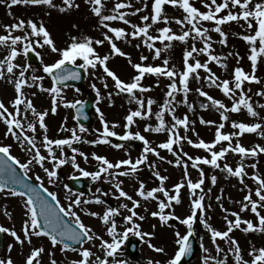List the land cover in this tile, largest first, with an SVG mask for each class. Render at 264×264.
Segmentation results:
<instances>
[{
  "label": "snow or ice",
  "instance_id": "obj_1",
  "mask_svg": "<svg viewBox=\"0 0 264 264\" xmlns=\"http://www.w3.org/2000/svg\"><path fill=\"white\" fill-rule=\"evenodd\" d=\"M206 10L201 11L190 0H152L150 14L143 15L140 17L143 21V25H138L132 23L127 17L129 15H136L141 11L148 9V5L144 4L143 8H135L132 12H125L123 9L131 8V3H125L123 0H117V2L112 7L110 14H104L102 11L105 8L103 0H85V3L90 5V11L93 15L98 17L99 26L103 29H107L103 33V39H94L88 35H73L70 37L69 42L64 47H57L54 39L52 38L49 30L43 21L36 22L33 19H16L15 22L11 24L4 25L5 34L0 35V46H4L8 49L7 54L0 59V79L6 78V73L8 74V82L14 85L15 97L11 101V106L15 111H10L9 107L5 105L3 101H0V120L6 125V135L10 134L17 141L20 142L21 147L27 145L25 149L28 152L34 153L32 158L27 163H22L15 156L11 155L10 145L0 146V192H3L8 188V194L13 197L24 198V208L26 209L24 215L25 219L22 223L21 234L14 228L5 227L0 225V233H5L11 235L14 240L20 245L25 243L32 245L29 254H27L24 264H42L41 256L45 252V248L42 246L33 245V237H46L50 241L53 247L60 245V250L62 252H67L69 250L77 252L81 257L80 259H73L68 262V264H109V257H114L117 250L125 243L129 235L132 234L142 241L145 237H152L154 233H148L141 231L142 225L136 222V219L143 221L144 216L139 215L136 209L140 206V201L134 199L132 195H129L122 188V181L118 180L119 176H131L138 171V166L144 164L148 160V153H153L160 157L161 160L164 157L160 156V153L153 147L150 146L149 141L143 136L139 131L133 133L131 131H126L123 135L119 136L120 140H139L144 144L143 152L140 157L134 162L131 158L121 159L116 162L110 161L107 157L103 155H98L95 152L92 153V158L98 162V170L87 171L80 166L77 162V155L83 157L85 161L89 159L88 155L80 151L78 148L74 147L75 143L81 142L82 138L78 135L76 128L67 129L64 125H61V131L70 132V136L67 138L53 139L47 134L48 126L46 124L45 118L48 116L49 111H38L32 100L27 99L24 95V87H33L36 85L37 81H43L42 76H31L32 83H29L28 78H26V73L31 67L30 64H25L21 66L15 63L16 58L23 55L25 58L29 56L30 53H34L35 57L40 58L41 52L37 51V48L47 47L52 53H55L58 58L51 63H44L41 59V64H43V72L46 73L52 80V86L50 88H44L43 85H39L41 91L49 92L52 96V106L50 111L55 114L57 111V103L59 98L63 101V96L61 95V90L63 86H67L64 82L69 80H79L81 79V70L84 73H88L89 70H95L102 68L103 73L106 77L111 78L114 82V88L116 90L115 94L127 93L129 95V103L135 102L138 105L136 110H130L125 117L124 127L129 128L134 122V118L147 119L152 115V105L155 101L152 98L147 99V106H145V101L142 97L136 95V91L141 93L150 91V88L144 87L141 81L144 79L146 74H154L157 76H166L170 79V83L167 88L166 98L164 104L161 106L160 111L155 113L157 121L159 123L156 127L147 125L145 131L162 132L166 131L168 133V138L165 142L158 145L161 149H166L173 156L176 157L174 163L175 166L183 165L184 169V179L187 181V187L190 191L193 199L191 200V213L185 218L181 219L176 216L174 212L166 213V209H171L173 202L179 204L181 189L185 186L184 180L173 186V191L175 194H170L164 186V182L168 179L166 176L160 175L158 171H154L153 175L156 176L160 182L159 187H153L150 190H145V184L141 181L139 188L137 189V196L144 198L145 200L151 198L158 200V211H152V217H158L162 224H168L170 220H177L180 224L187 227L186 234H181L179 230L175 232L176 240L175 243L178 246L174 254L167 260V264H182L184 257L193 253L192 243L190 237L194 236V222L197 218L199 211L200 222L203 223L204 227L209 231L211 236V241L215 245L216 256L213 257L210 254H206L202 257L203 264H228V256L225 250L217 243V239L224 240L228 243V252L234 254L235 264H264V247L257 248L252 245L251 250L248 255L251 257L250 260H245L242 256V250L239 242L230 233L234 229H240L241 225H246L242 228L245 233L248 232H259L264 233V214H261L258 209L264 208V177L258 174H253L252 179L256 181L257 188L255 190V196L258 200L252 199L251 190L244 196V203L241 206L240 211H246L249 209L252 213L258 217V224H254L252 220H244L241 218L240 214L237 212H231L230 215L235 219L230 220L228 216H225V221L227 223V228L224 231L215 229L211 224L207 222L205 218L206 207L204 204L205 196L203 194V188L201 187L205 182V173L203 169H200V177L196 182H193L189 178L188 173V162L192 161V167L198 168L200 164H208L214 168H221L218 162L226 156V154L231 151L234 153H239L241 157L246 156H257L258 153H264V146L255 145L251 149L243 146L239 139H237L235 145L233 146V137H240L245 133H257L264 136V126L260 123H245V122H232V127L238 131L225 134L221 130L224 128V123H220L216 127L215 138L211 142H205L200 139L198 142H194L187 136V130L189 127V120L187 115L183 118H179L175 115V109L172 107V100L175 99V93L177 91H183L185 94L184 102H187V93L190 90L188 81L189 77L193 74L199 79L198 69L203 68L209 75L206 79L209 81L210 85H215L218 87L225 96L232 100L231 107L228 108L226 105L218 99H214L207 92L202 89H197L200 96L206 97L208 101L211 102L212 106L217 107L220 110L221 121H227L229 119L228 115L225 113L240 112L242 108L246 109L248 114L252 117H257L259 114L254 110L252 103L250 102L251 97H249L244 89L243 85L247 82L261 83L260 79L256 75V69L258 61L264 58V0H223V2H218V0H201ZM0 5H4L9 9V15H12L11 8L17 5H33V6H48L49 8H58L60 12H66L70 9L79 8V4L75 0H62V5H57L54 0H0ZM170 5L172 7H179L183 10L185 14L183 18H177L176 23L180 24L182 28L187 25L188 30H182V32L177 35L173 32L170 27H160L156 31L159 35H151L150 29L153 25L158 24L163 20L167 25L169 23V17L165 14V6ZM232 9H238L234 12ZM224 10H228L226 14H221ZM221 14V15H218ZM243 20L247 24V29L249 34L242 35V39L250 46L248 59L251 62V73L246 72L242 67H236L233 73V80L229 81L227 79L219 81L215 73L211 72L209 68V63H201L196 60L195 63H190V58L193 57L194 53H203L207 55L208 61L220 62L221 57L212 54V38L208 35L210 31H215L219 33L221 39L219 43H227V34L222 30V25L232 22ZM111 21H121L125 25H130L132 31L129 33L123 27L111 26ZM150 21V23H149ZM201 22H213L214 27L208 28L204 27ZM15 32H20L21 34H14ZM194 33V35H193ZM111 34V35H110ZM131 36L133 39L140 38L144 46L149 50L154 49L153 59L160 57L161 52L171 48L172 41L187 42L188 38L191 37L194 41L199 38L203 41V47L197 48L195 43L192 44L191 49H186L183 54L184 69L182 72H177L175 67H169V62L167 59L163 61V66H153L145 65L143 63H133L131 57L124 52L116 43L121 39H127ZM35 38V39H33ZM160 41L164 44L163 49L155 46V42ZM167 41L168 43H164ZM107 42L110 45V53L107 55H100L97 52L96 46L103 45ZM141 45L137 44L136 47L139 48ZM119 55L121 57H128V62L131 64L133 69H135L136 74L131 77L130 82L122 80L119 75L113 71L109 66L108 62L111 56ZM231 55V53L229 54ZM238 55V53H237ZM148 57L141 56V61H146ZM80 61V62H78ZM227 67L226 65H222ZM6 69V73H5ZM14 69H20L17 78L13 79ZM179 79L178 88L177 80ZM103 82L104 88H109V84L104 80V77H100ZM92 88L96 91L97 98H100V89L96 87L95 84ZM79 91V89H77ZM250 91V89H249ZM237 92L239 93L237 97ZM34 95V93H33ZM256 95L264 96V91H259ZM113 92L108 93V98L111 101ZM172 98V99H168ZM21 105H25V111L23 115L21 114ZM80 105V107H77ZM65 107L75 108L77 112V117L82 114L83 104L80 101H64ZM202 108H208V104H201ZM264 108V105H260ZM191 108V106H190ZM31 112L32 116L35 118L34 122L29 121L27 123V128L25 129L23 121L28 119L27 113ZM170 111L172 113V123L170 126L166 124L164 119V113ZM96 112L99 113L101 123L103 125V130L99 133V136L91 141H84L90 144L99 143H110L109 137L117 136L114 129L118 126L113 123L111 127L109 123L104 118V113L99 107L96 108ZM37 123L39 128L43 130V138L40 142L41 146L46 150L47 155L42 154L41 147L38 146L35 133L37 132ZM201 123L212 125L215 121L204 120L201 118ZM183 126L185 129V135L180 136L178 128ZM16 130H19V134ZM88 129L83 125L79 127V133H85ZM31 132L33 135H28ZM186 140L189 145L193 147L204 149L210 152L211 158L197 156L193 158L187 152H183L181 148V153L184 157H187V161L182 160L181 155L178 154L173 145H179L181 141ZM221 142H228L227 147L221 146L220 150H214L217 144ZM115 148L119 149L123 145L115 144ZM65 147L71 150L72 155L70 157L65 155ZM57 150H59L60 155L57 156ZM51 163L52 167L45 166V162ZM36 163L43 171L46 173L49 183L54 182V178L57 177V169L62 165L70 163L71 166L78 170L80 175L84 177H91L93 181L100 180L106 175L109 178V182H114L113 186L118 193L116 199L126 198L131 202V207L128 204H121L119 208L108 206L103 212L98 213L95 211H88L87 209H82L86 215L92 217H97L105 226L108 236L111 238L110 241L104 240L102 236L97 235L91 227L86 225L81 216L77 214L74 210L75 208L83 205H89L92 203L103 204L104 201L99 195L94 196V198L85 199L84 193H79L75 195L74 199H71L68 206L64 207L61 205L56 193L49 191L47 187L44 186V182L39 175L36 176V181L39 182L38 186L30 182L28 178V173L30 170V165ZM169 164L173 161L169 160ZM18 166L22 170V174L17 171L15 166ZM126 170H121L125 169ZM149 167L154 168L155 165H149ZM251 167L255 168L256 165L253 164ZM116 169L118 171H110ZM245 165L243 161L238 164L235 169H233L229 164L225 163L222 170L226 171L228 174L240 178L241 183H244ZM28 178V179H25ZM217 180L216 176L211 177L212 184H215ZM9 185H19L21 190L17 191L15 188H9ZM67 188V185H65ZM199 189L201 194L197 195L196 190ZM210 191V189H209ZM101 189L97 188L96 193H100ZM43 193V194H42ZM162 193L166 199H160L157 194ZM107 195V193H104ZM220 200L218 196L216 198ZM207 207H211L208 205ZM223 208V205H221ZM120 209H126L130 214L123 217L124 224L126 225L122 233L118 232L117 217L120 215ZM147 210V209H146ZM224 211H228L224 209ZM7 215V212H5ZM136 218V219H134ZM130 225V226H127ZM155 228V225H153ZM100 240V247L104 253V258L96 256L95 260L91 259L94 253L89 249L83 247V244L87 241ZM149 248H152L157 253H163L165 251L162 247H157L151 243L149 239L147 241ZM74 245H80L79 248L74 247ZM8 252L11 253L14 245L9 244ZM200 249L204 253H209V249L203 244V238H201V243L199 245ZM224 253L223 258H220V254ZM51 255V254H50ZM0 264H14V260L9 255L7 258L0 259ZM50 264H57L55 259H51ZM111 264H124V261H117L113 259ZM148 264H161L159 260H149Z\"/></svg>",
  "mask_w": 264,
  "mask_h": 264
},
{
  "label": "rangeland",
  "instance_id": "obj_2",
  "mask_svg": "<svg viewBox=\"0 0 264 264\" xmlns=\"http://www.w3.org/2000/svg\"><path fill=\"white\" fill-rule=\"evenodd\" d=\"M79 4V8H73L66 12H60L58 8H49L48 6H33V5H17L11 8L12 15H9V9L4 5H0V35L5 34L4 25L11 24L15 22L16 19L23 18L33 19L36 22L43 21L49 30L52 38L54 39L57 47H64L69 42L71 36H79L81 34L88 35L94 39H103V33L107 29H103L99 26L98 17L93 15L90 11V5L85 3V0H75ZM117 0H103L105 8L102 10L104 14H110V11ZM125 3H131V8H125L123 11L132 12L135 8H143L144 4L148 5V9L137 13L136 15H129L127 18L135 24L143 25L140 17L143 15L150 14L152 0H123ZM201 11L206 10L204 8L201 0H190ZM218 2H223V0H218ZM255 3L256 0H253ZM54 3L57 5H62V0H54ZM228 10H224L221 14H226ZM236 12L238 9H232ZM165 14L169 17V23L166 25L163 20L156 25H153L149 30L151 35H159L156 31L160 27H170L174 33L179 35L182 30H188V27L185 25L183 28L180 24L176 23L177 18H183L185 15L183 10L179 7H172L170 5L165 6ZM218 14V15H221ZM111 26L123 27L127 32H131L132 28L130 25H125L121 21H111L108 22ZM150 23V21H149ZM204 27L213 28V22H201ZM222 30L227 34V43H219L221 37L219 33L215 31H210L208 33L212 38V54L221 57V61L218 63L216 61H208L207 55L203 53H194L193 57L190 58V63H195L196 60H199L201 63L208 62L209 68L212 73H215L216 77L219 78L217 83L222 80H233V73L236 67H242L246 72L251 73V62L248 59L250 46L241 38L244 34H249L247 29V24L245 21H232L228 22L221 26ZM14 34H21L20 32H15ZM111 35V34H110ZM194 35V33H193ZM35 39V38H33ZM117 45L126 52L130 57L133 63H143L145 65L153 66H163V61L165 59L169 62V67H175V70L179 73L184 69L183 54L186 49L190 50L193 43H195L197 48L203 47V41L197 38L195 41L189 37L187 42L181 41H172L171 48L161 52V55L157 59H153L154 49L149 50L141 42L140 38L133 39L131 36H128L127 39H121L116 41ZM164 43H168L165 41ZM137 44L141 46L136 47ZM158 42H155V46ZM161 44L159 47L163 49L164 44ZM97 52L100 55H107L110 53V45L105 42L103 45L96 46ZM241 49L243 51L242 55H237ZM8 49L4 46H0V59H2L7 54ZM37 51L41 52V57L39 58L38 65L36 67L32 66L29 68L26 73V78H28L29 83H32L31 76H42L44 77L43 81H37L36 85L33 87H24L23 92L27 99L32 100L34 107L38 111L48 110L49 114L46 116L45 121L48 126L47 134L50 138L59 139L67 138L70 136V132L61 131V125H64L67 129L76 128L78 135L81 136L82 140L79 143H75L73 146L78 148L80 151L88 155L89 159L85 161L83 157L77 155V162L82 168L87 171H96L98 170V162L92 158V153L95 152L98 155H103L107 157L110 161L116 162L121 159L131 158L133 162L140 157L143 152L144 144L139 140H120L119 136L123 135L126 131H131L133 133L139 131L145 138L149 141L151 147L155 148L161 157H164L163 160L160 157L156 156L153 153H148V160L138 166V171L131 176H119L118 180L122 181V188L124 191L132 195L134 199L140 201V206L136 209L139 215L145 217L143 221L136 219L137 223L142 225L141 231L154 233L152 237H145L142 241L140 238H137L139 243V251L136 259L130 260L127 257L122 255L124 244L117 250L114 257H109V264L113 259L117 261H124V264H148V261L159 260L161 264H167V260L174 254L177 250V245L175 243L176 236L175 232L179 230L181 234H186L187 227L180 224L177 220H170L168 224H162L159 221L158 217H152V211H158V200L141 198L137 196L136 192L139 188V184L142 181L145 184V190H150L153 187H159L160 182L156 176L153 175L154 171H158L160 175L168 177L164 182L166 190L170 194H175L173 191V186L177 183H180L184 180L185 186L181 189L179 204L173 202L171 209H166L165 212H174L176 216H179L181 219L185 218L191 213V200L193 197L190 194V191L187 187V181L184 179V169L183 165L175 166L176 157L166 149H161L158 145L162 142H165L168 138V133L166 131L162 132H153L145 131L147 125H151L153 128L159 123L157 121L155 113L160 111L161 106L164 104L166 98V92L168 91V84L171 82L170 79L166 76H157L150 74L151 76L145 75L144 79L141 81V84L144 87L150 88V91L141 93L136 91L138 97H142L145 101V106H147V99L152 98L155 103L152 105V115L150 118L141 119L139 117L134 118L135 122L129 127L125 128L126 123L125 117L130 110H136L138 105L135 102L129 103V95L127 93H120L116 95L114 82L111 78L106 77L103 73L102 68L98 66L95 70H89L88 73H84L85 87L82 90L77 91L76 89L64 87L61 90V95L63 96V101L57 98V111L53 114L50 109L52 106V96L49 92L41 91L39 85H43L44 88H50L52 82L50 77L43 72V64H41V59L44 63H51L57 57L55 53H52L49 48H37ZM231 53V55H229ZM146 56L148 59L146 61H141V56ZM80 62V61H78ZM15 63L20 64L21 66L27 64L25 57L20 55L16 58ZM226 65L227 67H223ZM108 66L115 71L119 77L126 81L130 82L131 77L136 74L135 69L128 62V57H121L119 55H114L110 57ZM20 69H14L13 79L17 78L19 75ZM199 74V79L196 78V75L193 74L189 77L188 85L189 91L187 93V102L185 103V94L183 91H177L175 93V99L172 100V107L175 109V115L179 118H183L187 115L189 120V127L187 130V136L194 142H198L200 139H203L205 142H211L215 138L216 127L220 123H224V128L221 130L223 133L228 134L234 131H238L232 127V122H245V123H260L264 126V108H261L260 105H264V96L256 95L259 91H264V58H261L258 61L256 75L260 79L261 83L255 82H245L243 89L245 93L251 97L250 102L253 105L254 110L259 114L257 117H252L248 114L247 110L242 108L240 112L233 113L227 112L229 119L227 121H221L220 119V110L217 107L212 106L211 102L207 100L206 97H202L197 92V89H202L207 92L214 99L221 100L226 107L230 108L232 100L225 96L223 92L216 87L215 85H210L206 77L209 75L203 68L197 70ZM6 73V69H5ZM8 74L6 73L5 79H0V101H3L10 111H15L11 106V101L15 97L14 85L8 82ZM109 84V88H104L102 79ZM177 80V86L180 88L179 79ZM95 84L97 88L100 89V98H97L96 91L92 88V85ZM250 89V91H249ZM113 92L111 101L108 98V93ZM34 93V95H33ZM88 93H93L96 96L95 111H94V122L89 127L85 133H79V127L73 122L71 108L64 106V101H85L86 95ZM239 93L237 92V97ZM172 99V98H168ZM208 104V108H202L201 104ZM191 106V108H190ZM99 107L100 110L104 113L105 120L109 123V126L113 123L118 126L114 129L117 133L115 137H109L110 143H99V144H90L84 141H91L96 139L99 136V133L103 130V125L100 120L99 113L96 112V108ZM21 114L23 115L25 111V105H21ZM28 119L23 121L25 129L27 128V123L29 121L35 120L31 112L27 113ZM201 118L204 120L215 121V124L208 125L201 123ZM164 119L167 125L174 123L172 120V113L166 111L164 113ZM180 136L185 135V129L183 126L178 128ZM6 125L0 120V145H10V153L19 159L22 163H27L34 153L28 152L25 149L27 145L21 147L19 141H17L10 134L6 135ZM19 134V130L17 131ZM28 135H33V133L28 132ZM38 146L41 147V152L44 155H47L46 150L41 146L40 142L43 138V130L39 128L37 123V132L35 133ZM4 136L7 138H4ZM237 139L240 143L251 149L255 145L264 146V136L257 133H245L240 137H233L232 144L235 145ZM115 140L116 143H113ZM117 140V141H116ZM121 144V148L117 149L113 145ZM228 142H221L217 144L214 150L219 151L221 146L227 147ZM174 150L181 155L182 160L187 161V157H184L181 153V148L183 152H187L193 158L200 156L202 158L207 157L211 158L210 152L193 147L189 145L186 140L181 141L179 145H173ZM59 150H57V156H59ZM65 155L70 157L72 155L71 150L65 147ZM173 161L172 164H169L168 161ZM243 161L245 165L244 183H241L240 178L228 174L226 171H223V165L225 163L229 164L233 169ZM188 162V173L189 178L196 182L200 177V169H203L205 173V182L201 186L203 188V194L205 196L204 204L206 207L205 218L207 222L211 224L215 229L224 231L227 228V223L225 221V216H228V219L234 220L235 218L230 215L231 212H237L240 214L241 218L244 220H252L254 224H258V217L251 212L250 206L246 211L241 212V206L244 203V196L249 193L251 190L252 199L258 200V197L255 196V190L257 188V183L252 179L253 174H258L261 177H264V153H258L257 156H246L241 157L239 153H234L229 151L224 158L218 162L221 165V168H214L208 164H200L198 168H193L192 161ZM255 164L256 167L253 168L251 165ZM149 165H155L154 168L149 167ZM45 166L51 169L52 165L50 162L46 161ZM121 169V170H126ZM110 171H118L112 169ZM39 175L44 182V186L49 189V191L56 193L57 198L59 199L62 206L67 207L70 200L75 198L74 193L67 190L64 185V181L71 176H79L86 180V185L89 189L88 195L84 196L85 199L94 198V196L99 195L104 201L103 204L92 203L89 205H81L74 210L78 215L81 216L82 221L91 227L93 231L102 236L104 240H111L106 232V226L97 218L90 215H86L82 209H87L88 211H95L101 213L108 207H117L123 203L128 204L131 207V202L126 198L116 199L118 193L116 192L113 183L109 182V178L105 175L104 178L93 181L91 177H84L80 175L79 171L74 169L70 163L62 165L57 169V177L54 178L53 183H49L48 177L43 169L36 163L30 165V170L28 173V178H30L35 183L39 184L36 181V176ZM216 176L217 180L215 184H212L211 177ZM101 189L100 193H96V189ZM210 189V191H209ZM107 193V195H104ZM197 195H200L201 192L199 189L196 190ZM157 196L160 199H166L162 193H158ZM220 197V200H217V197ZM211 205V207H207ZM223 205V208L221 207ZM147 209V210H146ZM227 209L228 211H224ZM26 209L24 208V200L21 197H13L8 193L0 192V225L5 227L14 228L18 234H21V228L23 220L26 218L24 213ZM261 214H264V208L258 209ZM7 212V215H5ZM130 213L126 209H120V215L116 218L118 223L117 231L122 233L126 227L123 221V217L129 215ZM155 225V228H153ZM130 226V225H127ZM194 237L197 242V250L195 258L188 264H203L202 257L206 254H210L213 257L216 256L215 245L211 241V236L209 231L204 227L203 223L199 219V211L197 218L194 222ZM246 225H241L240 229H234L230 236L234 237L238 242L242 250V256L245 260H250L251 257L248 255L251 250L252 245H255L257 248L264 247V233L259 232H248L245 233L242 231V228ZM132 235V234H130ZM5 248L0 252V259L7 258L9 255L14 260V264H24L27 254L32 247L25 243L20 245L17 243L14 238L5 234ZM201 238H203V244L206 248L209 249V253H204L199 245L201 243ZM151 240V243L157 247H162L165 249L163 253H157L152 248H149L147 241ZM33 245L42 246L45 248V252L41 256L42 264H50L51 259H55L57 264H68L69 261L73 259H80L81 257L77 252L71 250L67 252H62L60 248L53 247L49 240L42 237H33ZM217 243L225 250L228 256V264H235L234 254L228 252V243L224 240L217 239ZM13 244L14 247L11 253L8 252V245ZM83 247L89 248L94 256L91 258L95 260L96 256L104 258V253L100 247V240L87 241ZM51 254V255H50ZM224 253L220 254V258H223ZM214 264V261H213Z\"/></svg>",
  "mask_w": 264,
  "mask_h": 264
},
{
  "label": "water",
  "instance_id": "obj_3",
  "mask_svg": "<svg viewBox=\"0 0 264 264\" xmlns=\"http://www.w3.org/2000/svg\"><path fill=\"white\" fill-rule=\"evenodd\" d=\"M28 61H33V59L31 57H28ZM92 104H93V97H90L89 102L86 105H83L82 114L79 117H77V112H76V119H78V122L80 124L83 125V124H89L90 123V121H88L87 119H86L87 120L86 121L80 117L85 115L84 112L90 113V111L92 110ZM77 107H80V105H78ZM75 111H76V109H75ZM82 184H83V182L81 180H71L68 182L69 187L73 188L77 192L84 193V190H83L84 187L82 186ZM8 187L9 188H15V190H17V191L21 190L19 185H9ZM190 241L192 243L193 253H195V250H196L195 240L193 237H190ZM74 246H78V245H74ZM2 247H3V238H2V235L0 234V250L2 249ZM136 254H137L136 245L129 244L127 246V250L125 252V255L134 259L136 257ZM193 257H194V254H189L188 256L184 257L182 260V264H187L190 260H192Z\"/></svg>",
  "mask_w": 264,
  "mask_h": 264
}]
</instances>
